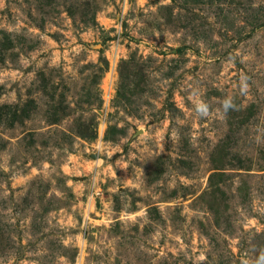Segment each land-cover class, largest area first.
Instances as JSON below:
<instances>
[{"label": "rangeland", "instance_id": "obj_1", "mask_svg": "<svg viewBox=\"0 0 264 264\" xmlns=\"http://www.w3.org/2000/svg\"><path fill=\"white\" fill-rule=\"evenodd\" d=\"M0 264H264V0H0Z\"/></svg>", "mask_w": 264, "mask_h": 264}]
</instances>
